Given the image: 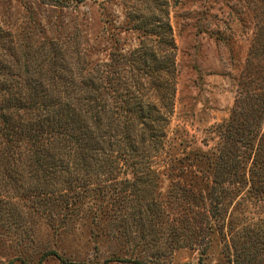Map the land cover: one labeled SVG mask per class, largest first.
<instances>
[{
  "label": "trees",
  "instance_id": "trees-1",
  "mask_svg": "<svg viewBox=\"0 0 264 264\" xmlns=\"http://www.w3.org/2000/svg\"><path fill=\"white\" fill-rule=\"evenodd\" d=\"M140 1L148 13L128 14L139 41L127 53L113 50L90 63L51 38L22 51L23 61L0 59V226L9 222L14 235L27 238L28 219L62 218L91 199L110 208L103 216L114 237L140 248L115 260L148 264L177 248L205 251L216 231L228 264H264V216H226L243 190L264 205V18L230 116L216 144L196 159L199 172L209 173L205 203L183 189L169 191L164 204L155 195L153 159L173 111L175 44L166 0Z\"/></svg>",
  "mask_w": 264,
  "mask_h": 264
},
{
  "label": "rangeland",
  "instance_id": "rangeland-1",
  "mask_svg": "<svg viewBox=\"0 0 264 264\" xmlns=\"http://www.w3.org/2000/svg\"><path fill=\"white\" fill-rule=\"evenodd\" d=\"M166 3L177 75L164 146L153 159L158 175L155 195L168 204L169 191L184 189L187 196L189 190L202 205L210 179L207 171L199 172L196 159L216 144L218 126L230 116L253 34L264 18V0ZM142 4L140 0H0V59L23 61L22 51L51 38L62 47L80 50L90 63L107 60L113 50L127 53L139 41L128 14H147ZM99 203L86 199L62 218L36 215L26 223L27 238L14 235L9 222L0 226V264H22V258L36 264L40 257L39 264H136L115 260L131 257L140 248L121 235L114 237L110 218L103 216L111 210L105 203L98 208ZM227 206V219L248 216L260 222L264 216L262 202L245 190ZM219 235L211 234L205 251L202 245L177 248L148 264H228Z\"/></svg>",
  "mask_w": 264,
  "mask_h": 264
}]
</instances>
